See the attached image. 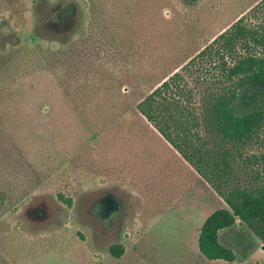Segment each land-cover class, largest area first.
Instances as JSON below:
<instances>
[{
  "label": "rangeland",
  "instance_id": "1",
  "mask_svg": "<svg viewBox=\"0 0 264 264\" xmlns=\"http://www.w3.org/2000/svg\"><path fill=\"white\" fill-rule=\"evenodd\" d=\"M260 1L0 0V264H218L197 237L225 203L136 106L174 74L198 106L217 73L190 60ZM107 193L125 204L119 258V219L104 236L84 210ZM223 242L264 264L253 237Z\"/></svg>",
  "mask_w": 264,
  "mask_h": 264
},
{
  "label": "trees",
  "instance_id": "2",
  "mask_svg": "<svg viewBox=\"0 0 264 264\" xmlns=\"http://www.w3.org/2000/svg\"><path fill=\"white\" fill-rule=\"evenodd\" d=\"M250 17L260 18L257 26L247 24ZM204 58L217 75L198 90V106L190 105L192 90L174 74L136 109L225 203L201 225L197 246L206 260L232 264L234 252L219 242V232L237 221L264 247V156L248 152L264 129V0L189 63ZM72 167L88 170L79 163ZM110 252L119 258L123 250L115 246Z\"/></svg>",
  "mask_w": 264,
  "mask_h": 264
},
{
  "label": "flooded vegetation",
  "instance_id": "3",
  "mask_svg": "<svg viewBox=\"0 0 264 264\" xmlns=\"http://www.w3.org/2000/svg\"><path fill=\"white\" fill-rule=\"evenodd\" d=\"M67 14L68 13H66V15ZM84 210H88L91 212L92 214L91 216L93 218V221L95 222L97 231L101 235H104V236L106 235L104 233H106L109 229L108 227H109L110 221H112L113 223V219L117 218V221L119 219L117 225L113 223V226L111 228L113 232L110 235L111 241H109L110 243H113L114 246L112 247L119 246L120 240L126 236L125 234H128L124 230L123 223H121L123 221L122 215L125 210L124 201L117 198L111 193H107V194L102 195L99 199H97L94 202H89V201L86 202L84 204ZM236 236L237 237H235V240H237L238 243L239 242L248 243L249 238L251 237L249 232L247 231L238 233ZM112 247H110L109 251L111 250ZM238 247L240 248V245H235V248H238Z\"/></svg>",
  "mask_w": 264,
  "mask_h": 264
},
{
  "label": "crops",
  "instance_id": "4",
  "mask_svg": "<svg viewBox=\"0 0 264 264\" xmlns=\"http://www.w3.org/2000/svg\"><path fill=\"white\" fill-rule=\"evenodd\" d=\"M205 221V220H204ZM237 222H239V221H237ZM237 222H236V224H237ZM235 224V225H236ZM243 225V224H242ZM244 226V225H243ZM245 227V226H244ZM249 232V234H250V236L251 237H253L254 238V241L256 242V243H261V241L251 232V231H249L247 228H244L243 229V231L242 232ZM223 233H226V235L223 237ZM235 232H234V230H233V226L231 227V228H229V229H226V230H223V231H221V232H219V242L223 245V246H225V247H228L229 249H233V247H231V246H228L225 242H223V238H225V237H227L229 234L231 235V237L233 238V239H235V237H236V235L234 234ZM238 233H241V232H238ZM199 235V234H198ZM197 239H198V237H197ZM235 243H238V241L236 240V242ZM235 245H238V244H235ZM261 245H262V243H261ZM198 247V246H197ZM262 247H263V245H262ZM199 251V250H198ZM201 255V254H200ZM251 256H252V253H250L249 254V260L251 261ZM203 257V256H202ZM205 259V258H204ZM206 260V259H205ZM206 261H208V260H206ZM209 263H218V264H224L223 262H221V261H216V262H213V261H208ZM254 264H256V263H254Z\"/></svg>",
  "mask_w": 264,
  "mask_h": 264
},
{
  "label": "water",
  "instance_id": "5",
  "mask_svg": "<svg viewBox=\"0 0 264 264\" xmlns=\"http://www.w3.org/2000/svg\"><path fill=\"white\" fill-rule=\"evenodd\" d=\"M101 196H102V195H98V196L94 197V198H95V201H96L97 199H99ZM236 225H237V226H242V223H241V222H237ZM127 236H128V235H126V238H127ZM263 248H264V247H263Z\"/></svg>",
  "mask_w": 264,
  "mask_h": 264
}]
</instances>
